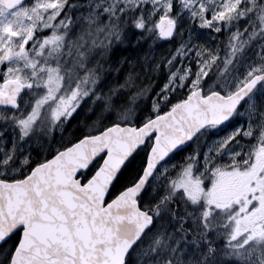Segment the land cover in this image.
Instances as JSON below:
<instances>
[{"label": "rangeland", "instance_id": "rangeland-1", "mask_svg": "<svg viewBox=\"0 0 264 264\" xmlns=\"http://www.w3.org/2000/svg\"><path fill=\"white\" fill-rule=\"evenodd\" d=\"M147 1L30 0L12 14H1L0 74L19 78L26 86L18 110L0 109L1 162H8L16 173L22 171L30 161L31 151L35 147L42 149L47 141L45 139L50 136L49 131L62 120L70 119L81 103V87L65 81L60 66L48 59L50 56L56 58L54 52L63 53L69 48L65 29L70 22L63 24L59 21L61 13L73 7L76 11L86 13V20H90L98 11L106 20H110L127 11L144 9ZM149 1L152 4L147 16L158 32L163 17L176 23L184 22V25L189 20L190 32L197 34L202 41H209L203 44L196 35H188L186 32L172 57L173 61H178L159 96L162 100L168 97L170 90L185 84H188L192 92L201 88L203 79L219 63L220 52L215 50L214 45L223 40L220 34L230 31L224 47L227 55L236 49L232 48L234 37L242 31L243 22L246 24L251 20L250 14L256 12L258 4V0ZM185 28L189 29L181 26L180 34ZM84 43L92 49L91 39H85ZM192 52V57L196 55V67L189 65ZM263 70L264 51L256 50L251 58H246L222 82L227 88V94ZM221 79L219 74L216 80L209 83L208 92L215 90L214 87ZM262 91L264 84L249 97L245 108L239 112L247 121L246 127L242 130V126H239L223 138L220 148L225 151L227 149L234 158L228 160L227 164L222 162L211 169L213 172L209 173L211 179L208 185L210 177L205 172L195 170L196 160L191 161L173 179L175 191L172 197L177 199L171 204L184 208V218L192 208L197 209L188 219L191 227L204 229L201 233L203 237L195 238L194 229H185L187 221H177L174 216L172 219L175 222L170 228L164 227V232H151L147 236L146 244L149 241L158 242L162 235V249L165 251L167 248L171 260H174L170 264H264V118L253 116L258 108L257 94ZM98 127L94 125L88 130ZM7 132H10L11 139L4 136ZM79 132L73 133L69 139L80 135ZM238 133L245 134L249 140L246 144L248 147L244 148L241 144L236 151H231L230 146ZM240 155L241 160H238ZM205 164L209 167V164ZM170 216L165 212L161 214V219L164 221L170 219ZM143 246L138 248L136 257L140 252L144 254ZM150 246H155V243ZM141 258L139 255L138 260L141 261ZM6 261V258L0 260V264H6Z\"/></svg>", "mask_w": 264, "mask_h": 264}, {"label": "water", "instance_id": "water-1", "mask_svg": "<svg viewBox=\"0 0 264 264\" xmlns=\"http://www.w3.org/2000/svg\"><path fill=\"white\" fill-rule=\"evenodd\" d=\"M27 0H0L9 9ZM160 33L173 39L177 23L163 17ZM258 72L230 94L194 90L168 111L141 125L114 123L60 149L16 181H0V244L22 229L10 264H127L133 247L152 228L154 212L140 205L150 179L173 154L187 148L209 126L234 117L256 87ZM25 84L5 81L0 106L18 110ZM152 138L139 178L109 199L130 159ZM101 159L88 180L86 172Z\"/></svg>", "mask_w": 264, "mask_h": 264}, {"label": "trees", "instance_id": "trees-1", "mask_svg": "<svg viewBox=\"0 0 264 264\" xmlns=\"http://www.w3.org/2000/svg\"><path fill=\"white\" fill-rule=\"evenodd\" d=\"M151 4L148 0L144 9L140 8L127 11L122 15H116L110 19L111 21L106 20L105 16H101L100 11L90 20H86V13L76 11L73 7H68L61 15L73 18L66 29L69 48L63 53L54 52L56 58L50 56L48 59L60 66L65 81L70 82L72 86L79 85L81 87L82 100L70 119L62 120L53 130L49 131L50 136L45 139L47 141L43 148L35 147L31 151L29 163L22 171L17 173V177H25L37 164L44 162L60 149L69 146L85 135L99 132L114 123L141 125L151 117L168 111L177 102L186 99L192 93L188 84H185L183 87L179 86L174 90H170L168 97L164 100L159 99L178 61H173L172 57L178 50L186 32L188 35H196L197 38L199 36L194 32H190L191 23L187 20V25H184V22L177 21V31L173 39L164 38L147 16ZM263 13L264 0H258L256 12L250 14L251 20L246 23L247 28L242 32L243 48L241 54L246 53V57L242 56L241 58L240 56L242 62L245 58H250L251 32L256 35L254 38L255 49L264 51ZM243 24L245 25V22ZM181 26H187L189 29L185 28L180 34ZM245 32L247 33L246 36H244ZM229 33L230 31L226 30L220 34L223 40L221 39L220 44L214 45L215 50L221 48L225 52L224 47L226 41H228ZM85 39L92 40V49L84 43ZM201 42L207 44L209 41L206 42V39H204ZM193 54L194 52L189 56V58H192L189 65L196 67L194 58L196 55L192 57ZM239 64V60L234 63L236 67ZM221 70V63H218L216 67L213 66L209 76L203 79L200 86L205 93L208 92L209 83L211 84L216 80L219 74L222 79L214 89L228 93L222 82L234 70H228L225 73ZM263 84L264 82L259 84L258 88ZM257 96L258 108L253 116L264 118V91L258 93ZM248 100L249 98L231 121L222 126H209L203 129L187 148L173 154L152 176L140 197V205L142 208L154 212L155 221L152 228L131 250L127 264L174 263L167 248L165 251L162 249L164 247V245L162 246V235L159 238V243L156 240L152 242L155 243L153 247L150 246L151 241L146 244L147 236L151 232H164V227L166 229L170 228L175 222L172 219L174 216L177 221L181 219L187 221L185 229L188 231H190L188 228H194L191 227V221L188 218L197 209L192 208L187 217L184 218V208L181 205L171 204L177 199L172 197L175 191L173 179L191 161H197L196 171L205 172L207 173L205 175L209 176L215 165L222 162L227 164L228 160L234 158V155L230 154L227 149L225 151V149L220 148V145L223 143V138L236 131L237 127L242 126V130L246 127L245 123L247 121L239 115V112L245 108L244 106ZM157 101L159 104H157ZM156 105H158L157 111ZM94 125H99V127L88 130ZM77 131H80V135L70 140L73 133ZM236 136L234 137L236 140H233L234 142L229 150L236 151L241 144L244 145V148L248 147L246 144L249 140L244 133H238ZM237 142L239 144H236ZM151 143L152 138L125 165L111 189L109 199L139 178L146 164ZM240 158L241 155L237 159L241 160ZM100 161L101 159L97 160L89 170L81 173L83 181L91 177ZM205 163L209 164V167ZM210 179L211 177L207 181V185ZM165 212L171 214L172 217L170 216V219L163 221L161 214ZM161 228L162 230L159 231ZM197 236L195 234L193 237ZM144 244L145 246H143ZM140 246L144 248V254L142 252L139 254L142 257L141 261L138 260L139 255L137 257L135 255Z\"/></svg>", "mask_w": 264, "mask_h": 264}, {"label": "flooded vegetation", "instance_id": "flooded-vegetation-1", "mask_svg": "<svg viewBox=\"0 0 264 264\" xmlns=\"http://www.w3.org/2000/svg\"><path fill=\"white\" fill-rule=\"evenodd\" d=\"M29 1L30 0H27L25 3L29 2ZM18 8L19 7L9 9L6 6L0 4V16H1L2 13H4V14H12ZM64 12H65V10L61 13V15H63ZM61 15L59 16L58 20L61 21L63 24L65 22H71L73 20V18H71V17L67 18V17L61 16ZM246 28H247V24H245L242 27V31L239 32L238 34H236L235 37H234V41H233L234 45L232 46V48H236V49L238 48L239 49L238 51L236 49H233L232 51H229V54L225 55V52L221 48H219L218 51L220 52V54H219L220 58H219L218 62L221 63V68H222L221 71L226 72L228 70H236L237 67H236V65H234V63L236 61H238V60H239V63L242 62V60H241L242 56L246 55V53L241 54V51H242L241 49L243 48V46H242L243 45L242 44V37H243L242 32L245 31ZM246 35H247V33L245 32L244 36H246ZM255 36L256 35H255L254 32L250 33V40H251V45H252L251 46V50H250V58L254 55V53H256V49H255L256 47H255V42H254ZM237 52L239 54L238 56H237ZM240 56H241V58H240ZM11 78H16V77H5L2 74H0V91L4 90L5 81H7L8 79H11ZM25 88H26V86H25ZM257 89H258V87L255 89L253 94L256 92ZM24 92H25V90H24ZM20 101H21V99H20ZM0 109H4V110H8V111L15 110V109H12V108L6 107V106H0ZM9 133L10 132H7L4 136L7 135V137L9 139H11L10 138L11 135ZM22 178H24V177H20V178L17 177V173L14 171L13 167H9V163L8 162L7 163L6 162L3 163V162L0 161V181H3V180H5V181H16V180H19V179H22ZM192 229H194L195 232L198 233L197 234L198 236L203 237L201 235V233H202L204 228H192ZM21 236H22V229L15 230L14 232L11 233V235L3 243L0 244V260L6 258V260H7L6 264H10L12 256H13V253H14L16 247L18 246L20 240H21ZM198 236L195 237V238H198ZM191 240L196 241L193 238H191ZM196 242H198V241H196Z\"/></svg>", "mask_w": 264, "mask_h": 264}]
</instances>
